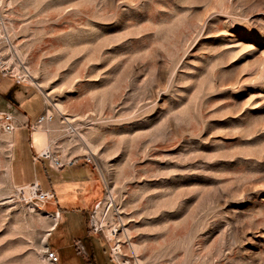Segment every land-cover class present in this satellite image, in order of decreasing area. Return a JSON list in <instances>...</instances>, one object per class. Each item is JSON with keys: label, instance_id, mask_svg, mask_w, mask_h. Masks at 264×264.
<instances>
[{"label": "rangeland", "instance_id": "rangeland-1", "mask_svg": "<svg viewBox=\"0 0 264 264\" xmlns=\"http://www.w3.org/2000/svg\"><path fill=\"white\" fill-rule=\"evenodd\" d=\"M1 15L30 77L0 74V96L42 108L20 133L0 120V264H50L47 246L87 220L116 264H264V0H3ZM21 134L78 161L43 159L64 183L92 171L87 218L50 231L54 202L19 192Z\"/></svg>", "mask_w": 264, "mask_h": 264}, {"label": "crops", "instance_id": "crops-1", "mask_svg": "<svg viewBox=\"0 0 264 264\" xmlns=\"http://www.w3.org/2000/svg\"><path fill=\"white\" fill-rule=\"evenodd\" d=\"M5 79L7 77L3 76ZM10 79V78H9ZM11 80V79H10ZM14 81V80H13ZM19 83L16 82V85ZM19 86H17L18 88ZM19 96L17 97L16 90L10 91L7 95L0 96L2 100H7L12 103L8 105V107L5 109V111H9L12 107L14 113H18L16 119L23 124H27L22 130L29 129V122L32 118L35 116H38L41 111V101L39 96H37L35 93L25 92L22 89ZM18 99L19 102H14L13 99ZM2 112V110H0ZM4 112V111H3ZM7 113V112H5ZM20 115V116H19ZM25 120L23 121L22 120ZM19 130V131H22ZM18 131V133H20ZM17 133V132H16ZM34 135H32V141L30 139H25V135H19L17 141H15V145L17 148L15 149V153L13 156V160L11 163V178L12 182L16 187H23L28 184H31L35 181L40 182L43 190L46 191H53L55 194V201H54V208H53V214L57 221L55 229L53 231H57V228L59 225H68L71 224L72 220L69 219L70 216H84L86 217V210L88 207V204L90 203L92 196H88V198L84 201V204H80V199L77 198V196L82 195V191L84 188H89V179L87 177V172H90L89 168L85 165L84 167H80L77 170L69 169L67 172H69L72 176H67L68 179L72 178V181L65 182L63 181V175H61L60 172H53L49 171V168L46 167L47 163L44 162L42 158H40L41 154L44 152L42 146H35L38 144H35L34 142ZM15 146V147H16ZM36 147L39 149L36 150ZM39 152V153H38ZM39 159V160H38ZM49 166V165H48ZM66 170V169H65ZM63 170V172H65ZM92 172V171H91ZM44 175L48 182L52 185L53 182H57L59 186L64 187L63 191V202H59L56 192L51 189L47 188L44 189L43 182L41 180V175ZM75 182L80 185L79 188H76ZM88 183L87 185H85ZM90 190V189H89ZM87 218V217H86ZM68 233L64 232L62 235L64 238H66L65 244L63 242L56 244V251L58 253L62 252L63 249H71V255L67 257L66 259H62L64 263L69 264H79V260H77L76 256V250L83 251V247L81 244V240L88 236H98V232L96 230L91 229V226L88 223H86V229H84L81 225H71L68 226L67 229ZM63 238V239H64ZM65 240V239H64ZM63 240V241H64ZM105 243V240L103 241ZM84 252V251H83ZM89 254V251H87V255ZM97 254V253H96ZM82 255V254H81ZM85 255V256H87ZM98 255V254H97ZM112 258V257H111ZM97 259V258H96ZM98 264H108V260H101L100 257L97 259ZM112 264H116L115 260L112 258L111 261Z\"/></svg>", "mask_w": 264, "mask_h": 264}, {"label": "built area", "instance_id": "built-area-1", "mask_svg": "<svg viewBox=\"0 0 264 264\" xmlns=\"http://www.w3.org/2000/svg\"><path fill=\"white\" fill-rule=\"evenodd\" d=\"M2 1L3 0H0V74L7 78L15 79L17 83H24L26 79L30 77V74L26 68L22 71V75L18 74L19 72H16V60L11 50L8 27L1 15ZM7 46L9 47V51H6ZM0 120L4 123L5 129L9 133H15L24 128V126H21V123L11 113L0 112ZM40 158L48 160L51 166L57 170L63 169L66 166H75L78 164V161L76 160H70L64 164L60 158L55 157L52 152H43ZM91 162L92 161L89 158L87 163ZM19 192L24 193L31 201L37 202V204H47L55 201L54 192L43 190L38 181L20 187ZM45 254L50 264H59V256L50 246H47Z\"/></svg>", "mask_w": 264, "mask_h": 264}, {"label": "flooded vegetation", "instance_id": "flooded-vegetation-1", "mask_svg": "<svg viewBox=\"0 0 264 264\" xmlns=\"http://www.w3.org/2000/svg\"><path fill=\"white\" fill-rule=\"evenodd\" d=\"M81 243H83L81 245L83 247V251L84 252L81 251V250L79 251L78 249L75 252L76 256H77V260H79V264H98V262H97L98 255L96 254L98 245L103 249V251L106 254H108V258H107V260L109 261L108 264H112V262H110L111 259H112L111 255L108 252V248H107V246L105 245V243L103 242V240L101 239L100 236H88V237L84 238L83 240H81ZM66 250H70L71 251V249H66ZM66 250L63 249L62 252H60V253L57 252V254L59 256V261H60L61 258L62 259L63 258L66 259L67 258L68 254L65 253ZM87 251H89L88 255H87ZM69 255H71V253ZM85 255H87V256H85Z\"/></svg>", "mask_w": 264, "mask_h": 264}, {"label": "bare ground", "instance_id": "bare-ground-1", "mask_svg": "<svg viewBox=\"0 0 264 264\" xmlns=\"http://www.w3.org/2000/svg\"><path fill=\"white\" fill-rule=\"evenodd\" d=\"M38 85H39V84H38ZM40 85H41V84H40ZM89 148H90V147H89ZM41 210H42V208H41ZM55 225H56V224L52 225L53 227L51 228V230H50V231H53V230H54V228H55ZM50 231H49V232H50ZM47 236H49V234H48Z\"/></svg>", "mask_w": 264, "mask_h": 264}]
</instances>
